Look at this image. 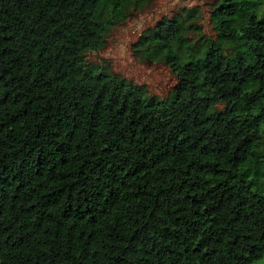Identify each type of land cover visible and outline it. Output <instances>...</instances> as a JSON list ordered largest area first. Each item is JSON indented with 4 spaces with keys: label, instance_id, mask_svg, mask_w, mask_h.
Listing matches in <instances>:
<instances>
[{
    "label": "trees",
    "instance_id": "1",
    "mask_svg": "<svg viewBox=\"0 0 264 264\" xmlns=\"http://www.w3.org/2000/svg\"><path fill=\"white\" fill-rule=\"evenodd\" d=\"M137 1L0 0V264H264V0L142 30L163 98L85 58Z\"/></svg>",
    "mask_w": 264,
    "mask_h": 264
},
{
    "label": "rangeland",
    "instance_id": "2",
    "mask_svg": "<svg viewBox=\"0 0 264 264\" xmlns=\"http://www.w3.org/2000/svg\"><path fill=\"white\" fill-rule=\"evenodd\" d=\"M217 0H138L135 7L116 26L104 32V42L94 51H87L88 62L141 85L146 95L163 98L175 82L174 75L159 61H149L135 52L133 42L142 30L151 27L160 17H180L186 37L197 40V33L213 36L208 14ZM192 12L193 17L186 19Z\"/></svg>",
    "mask_w": 264,
    "mask_h": 264
}]
</instances>
